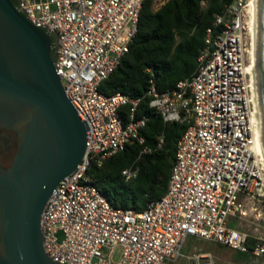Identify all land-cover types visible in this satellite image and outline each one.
Here are the masks:
<instances>
[{
	"label": "built area",
	"instance_id": "1",
	"mask_svg": "<svg viewBox=\"0 0 264 264\" xmlns=\"http://www.w3.org/2000/svg\"><path fill=\"white\" fill-rule=\"evenodd\" d=\"M143 0H19L38 27L54 32L55 71L86 123L85 152L48 198L40 218L45 254L58 264H231L211 253L181 249L188 237L210 241L264 262V239L230 227L264 201L247 0H232L205 32L195 72L158 92L145 70L148 109L164 123L186 125L176 143L164 195L140 211L113 207L88 171L132 144L142 145L148 117L142 98L105 95L99 85L118 67L137 32ZM218 29V32H216ZM129 106L126 124L119 110ZM164 140L157 138L154 150ZM152 149L143 148L142 153ZM136 170L122 171L125 180ZM116 253L118 255L116 256Z\"/></svg>",
	"mask_w": 264,
	"mask_h": 264
},
{
	"label": "water",
	"instance_id": "2",
	"mask_svg": "<svg viewBox=\"0 0 264 264\" xmlns=\"http://www.w3.org/2000/svg\"><path fill=\"white\" fill-rule=\"evenodd\" d=\"M256 18L264 143V0H256ZM56 41L29 21L19 0H0V126L19 137L10 166L0 167V264H58L44 252L40 218L58 183L81 162L87 125L55 71Z\"/></svg>",
	"mask_w": 264,
	"mask_h": 264
},
{
	"label": "trees",
	"instance_id": "3",
	"mask_svg": "<svg viewBox=\"0 0 264 264\" xmlns=\"http://www.w3.org/2000/svg\"><path fill=\"white\" fill-rule=\"evenodd\" d=\"M231 1L166 0L154 8L155 0H143L137 32L128 52L99 85V91L105 95L119 92L134 99L142 98L136 117H148L140 130L144 139L142 145H129L104 160L100 167L92 164L88 171L113 207L140 211L148 202L164 195L176 143L186 129L184 124L164 123L148 109L149 99L143 97L148 87L145 70L153 68L158 92L171 90L178 82L188 79L195 72L201 50L205 48L206 29ZM119 112L126 124L129 106L121 107ZM159 136L163 137V146L154 150ZM145 147L152 151L142 153ZM129 168L136 170V175L125 180L122 171ZM251 259L253 257L244 254V264Z\"/></svg>",
	"mask_w": 264,
	"mask_h": 264
},
{
	"label": "rangeland",
	"instance_id": "4",
	"mask_svg": "<svg viewBox=\"0 0 264 264\" xmlns=\"http://www.w3.org/2000/svg\"><path fill=\"white\" fill-rule=\"evenodd\" d=\"M164 2H166V0H155L154 8H158ZM252 208L253 209L250 211V205H248L246 208V216L238 219V222L236 219L230 218L229 225L234 228L238 225L242 232L264 239V201L256 204ZM193 248L211 253L218 261L229 262L231 264H244V254L231 250L227 247L217 245L213 242L193 237H188L185 240L181 253L183 255H190ZM117 255L118 253H116V256ZM180 264H183V262Z\"/></svg>",
	"mask_w": 264,
	"mask_h": 264
},
{
	"label": "bare ground",
	"instance_id": "5",
	"mask_svg": "<svg viewBox=\"0 0 264 264\" xmlns=\"http://www.w3.org/2000/svg\"><path fill=\"white\" fill-rule=\"evenodd\" d=\"M247 13L249 15L248 27H249V37L250 46L248 49L249 54V70L252 74L253 80V90L255 99V108L257 115L258 131H259V145L261 153L264 154V143H262V133H261V120L260 111L258 103V92H257V18H256V0H247Z\"/></svg>",
	"mask_w": 264,
	"mask_h": 264
},
{
	"label": "flooded vegetation",
	"instance_id": "6",
	"mask_svg": "<svg viewBox=\"0 0 264 264\" xmlns=\"http://www.w3.org/2000/svg\"><path fill=\"white\" fill-rule=\"evenodd\" d=\"M19 142L18 134L0 126V167L10 166Z\"/></svg>",
	"mask_w": 264,
	"mask_h": 264
}]
</instances>
